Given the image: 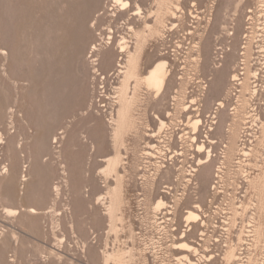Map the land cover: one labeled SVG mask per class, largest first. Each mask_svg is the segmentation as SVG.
<instances>
[{"label":"rangeland","instance_id":"374dc122","mask_svg":"<svg viewBox=\"0 0 264 264\" xmlns=\"http://www.w3.org/2000/svg\"><path fill=\"white\" fill-rule=\"evenodd\" d=\"M123 1L0 0V264H264V0ZM161 60L156 96L141 79ZM156 117L166 169L147 155ZM198 119L215 143L191 183Z\"/></svg>","mask_w":264,"mask_h":264},{"label":"bare ground","instance_id":"6f19581e","mask_svg":"<svg viewBox=\"0 0 264 264\" xmlns=\"http://www.w3.org/2000/svg\"><path fill=\"white\" fill-rule=\"evenodd\" d=\"M114 4L118 5L120 7V11H123V12L124 11L126 12L131 7V4L128 1H123V0H114ZM193 7H196V4H193ZM178 9H180V8L178 7ZM132 15L138 17L139 19H143L144 18L142 10H141V7H139V6H137V10L133 11ZM164 15H167V14L164 13ZM173 16H174V18L178 17L176 14H173ZM161 18H162V14H161ZM172 25H173L172 26L173 28L177 27L176 24H172ZM130 31H134V28L130 27ZM189 34H192V33L190 32ZM111 39L112 38H110V40ZM117 48L119 49V54L127 53L128 49H129V45H128V41H127V39L125 37H122L121 41L117 45ZM97 50H98L97 47L94 46V47H92V52L91 53L93 54ZM91 57H93V56H91ZM94 61H96V60H94ZM127 61H128V66L129 67L127 66V64H125V65L119 64L118 65V67H119V69L117 70L118 75H125V77H126V79L128 81H130V80H138L139 79V74H138V71H137V62H138V60L135 61V58L132 56ZM169 75H170V73H169V62L166 61V60H161V61H158L157 63H155V65L148 71V73L144 77H142L141 80L149 88V90H153V91H155L157 93L156 96H160L162 94L166 84H167V80L169 78ZM239 77H240L239 75H236V76H234L232 78V82L234 83V86H237V87L238 86H243L244 78L241 79V77H240V79H239ZM195 102H196L195 100H192L191 104L194 106ZM226 107L227 106H226L225 103L219 102L216 105V108H215V111L213 112V115L207 116L206 118L215 119L217 112L225 110ZM197 110H198L197 108L192 109V107L186 106V107H184L183 111L185 113H191V111L194 113ZM233 110H235V109H232V111ZM170 115H171V113H168L167 117H169ZM156 118H157V120L159 121V124H160L159 128H158V131L150 135L151 138L155 139L156 142H158V144H154V145L150 146V148L154 152H156V155H154L153 153H149V152L147 153V155L152 156L153 158L158 160V164H159L158 167L162 166L161 168L166 169V167H168V166H165L162 162L167 160L168 153H171L172 147H169V146L165 145L163 135L166 133V131H168L169 126H168V124L165 121H163L159 117H156ZM187 118H188V120L192 119V113ZM256 120L258 121V119H256ZM214 124H217V123L214 122ZM254 124H255V120H254ZM185 126H188V128H190V132H188V134L191 137H189V139H190V141L192 142L193 145L194 144L196 145V146L192 145V147H194V150L197 152L196 156H192V159L196 158V163H195L196 167L194 168V167L191 166L192 170L190 171V174H189L193 178V180H192V178L189 179V182L192 183V182H194V178H195V180L197 178V180L200 181L201 176H205V174L209 173L210 163L212 161L211 160L212 151L207 149L205 143L206 142L215 143V142L210 140V138L207 135L205 137V141H202L201 144L198 143V141H199L198 137L200 136V130H201V127L203 126V122L201 120L198 119V120L191 121V122L189 121ZM229 126H231V125H228V127ZM251 129H252V127H251ZM209 130L213 131L212 128H210ZM174 153H175V155L171 156L169 158V161H170L169 170H171V168L174 166V164H172V161L174 159H176V157L179 158V157L183 156V153H178L177 151L174 152ZM203 154H205V158L204 159L201 158V156ZM245 154L248 155V153H245ZM162 160H164V161H162ZM117 163L118 162L116 160L110 161L111 165H116ZM197 172H198V176L195 175V173H197ZM23 177H24V181H26V179H25L26 176H23ZM216 177L218 178L219 175L216 174ZM161 189L162 190L159 193V200L156 203V206L154 208L156 211H159L162 207H165L167 205V203H165V199L168 198L167 195L170 193L169 191L171 190V188L168 185H166V184H164L163 187L161 186ZM194 208L201 209V206L200 205H196ZM31 212L32 213H36V211L33 210V209L31 210ZM200 220H202V218H201V216L198 213H195L192 210H188L187 211V216L185 217L184 222H186L187 228H188V227H190L191 224L199 223ZM181 247L191 248L186 243H182Z\"/></svg>","mask_w":264,"mask_h":264}]
</instances>
